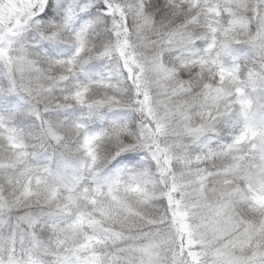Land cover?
<instances>
[{"label": "snow or ice", "instance_id": "snow-or-ice-1", "mask_svg": "<svg viewBox=\"0 0 264 264\" xmlns=\"http://www.w3.org/2000/svg\"><path fill=\"white\" fill-rule=\"evenodd\" d=\"M0 264H264V0H0Z\"/></svg>", "mask_w": 264, "mask_h": 264}]
</instances>
